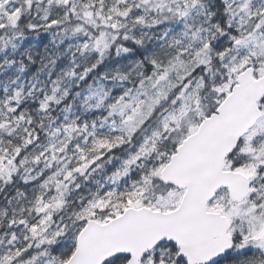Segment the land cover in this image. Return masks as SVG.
<instances>
[{
	"label": "snow or ice",
	"instance_id": "obj_1",
	"mask_svg": "<svg viewBox=\"0 0 264 264\" xmlns=\"http://www.w3.org/2000/svg\"><path fill=\"white\" fill-rule=\"evenodd\" d=\"M0 264H264V0H0Z\"/></svg>",
	"mask_w": 264,
	"mask_h": 264
}]
</instances>
